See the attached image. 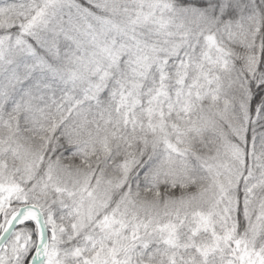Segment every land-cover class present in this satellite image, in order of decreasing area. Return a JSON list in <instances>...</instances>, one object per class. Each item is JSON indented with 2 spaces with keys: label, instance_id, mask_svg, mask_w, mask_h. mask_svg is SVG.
Returning <instances> with one entry per match:
<instances>
[{
  "label": "snow or ice",
  "instance_id": "6c2138e0",
  "mask_svg": "<svg viewBox=\"0 0 264 264\" xmlns=\"http://www.w3.org/2000/svg\"><path fill=\"white\" fill-rule=\"evenodd\" d=\"M0 264H264V0H0Z\"/></svg>",
  "mask_w": 264,
  "mask_h": 264
}]
</instances>
